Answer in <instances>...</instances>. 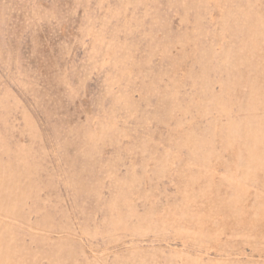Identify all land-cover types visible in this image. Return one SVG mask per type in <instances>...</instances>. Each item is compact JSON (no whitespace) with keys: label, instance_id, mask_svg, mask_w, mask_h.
Segmentation results:
<instances>
[{"label":"rangeland","instance_id":"374dc122","mask_svg":"<svg viewBox=\"0 0 264 264\" xmlns=\"http://www.w3.org/2000/svg\"><path fill=\"white\" fill-rule=\"evenodd\" d=\"M0 264H264V0H0Z\"/></svg>","mask_w":264,"mask_h":264}]
</instances>
